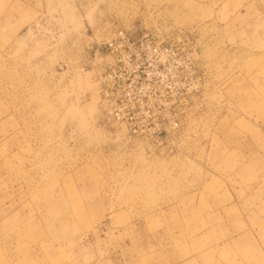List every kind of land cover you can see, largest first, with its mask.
Returning a JSON list of instances; mask_svg holds the SVG:
<instances>
[{
  "label": "rangeland",
  "instance_id": "obj_1",
  "mask_svg": "<svg viewBox=\"0 0 264 264\" xmlns=\"http://www.w3.org/2000/svg\"><path fill=\"white\" fill-rule=\"evenodd\" d=\"M0 264H264V0H0Z\"/></svg>",
  "mask_w": 264,
  "mask_h": 264
}]
</instances>
